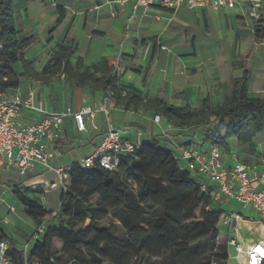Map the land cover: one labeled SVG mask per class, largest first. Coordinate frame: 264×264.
<instances>
[{"label": "trees", "instance_id": "1", "mask_svg": "<svg viewBox=\"0 0 264 264\" xmlns=\"http://www.w3.org/2000/svg\"><path fill=\"white\" fill-rule=\"evenodd\" d=\"M13 1L0 0L3 90L21 89L23 76L46 81L61 75L76 89L102 92L103 97L109 91L115 106L124 111L153 113L172 131L192 130L193 137L200 138V148L217 147L223 155L234 150L244 164L264 162V153L254 143L257 137H264V96L250 91L243 63H238L240 76L220 85L217 104L203 100L197 108H192L187 97L185 105L175 106L143 96L125 84L105 59L85 65L69 40L57 44L50 59L36 72L33 62L25 59L34 38L18 29ZM58 11L54 28L64 19V11ZM254 34L264 38V25L255 26ZM169 137L143 142L135 153L137 159L122 156L113 172L75 166L65 191L60 193L59 207L52 212L24 193L36 195L34 190L8 185L24 216L35 229L44 224L45 230L24 253L23 246L33 235L18 245L0 229V240L8 245V264H133L137 258L141 264H226L227 237L218 233L224 211L212 204L210 190L201 192L199 180L175 159L176 147L167 149L172 145ZM192 139L175 144L181 148ZM239 148L255 163L243 160ZM151 167L162 169L160 177L146 175ZM49 217L56 219L55 225L47 226ZM119 231L123 232L120 238L116 236ZM54 241L61 243V248L55 247Z\"/></svg>", "mask_w": 264, "mask_h": 264}, {"label": "crops", "instance_id": "2", "mask_svg": "<svg viewBox=\"0 0 264 264\" xmlns=\"http://www.w3.org/2000/svg\"><path fill=\"white\" fill-rule=\"evenodd\" d=\"M12 8L18 29L24 35L34 38L33 43L25 52L33 50L39 52L35 50L37 45L44 47L43 50H45L48 48L46 43L61 44L69 40L76 48V56L82 59L85 65L98 63L102 59H105L109 66L118 62L121 80L141 91L143 96L150 99L159 98L167 102L177 94L178 97L183 98L184 105L185 97L190 102L192 101L191 84L187 81L180 83L172 77L169 83L168 81L156 83L153 77L160 69V67L158 68L159 63L170 60L173 64L176 62L178 67L174 68L173 65V69L179 70V74H181V68L185 70L190 68L185 64L191 62L194 55L209 53L208 27L213 26L216 30L223 24L229 31H233V36H235L237 34L236 19H246V17L253 19L250 17V9L245 0H240L233 10H188L182 6L176 11L150 7L133 12L131 4L119 8L104 0H14ZM59 8L64 11V19L54 28ZM262 10H264V1L259 11ZM113 13L114 16H112ZM232 22L235 24L232 25ZM221 32L220 35L226 36ZM25 59L28 60L26 57ZM247 71L250 91L254 94L264 93V73ZM240 74L241 70L238 68L232 78L238 77ZM226 82L228 81L221 84ZM28 91L31 90L22 92L26 94ZM88 91L91 94L83 93L82 105L77 107L74 104L59 109L51 108L46 99L41 96L37 97L33 92L36 101L41 103L44 111L60 112L66 107L79 110L92 105V101L96 104L103 98L102 92ZM81 95L80 89H76L74 92L75 101L81 99ZM141 112L143 111L131 112L115 106L110 107V119L121 138L135 143L170 135L171 128L160 125L161 121H164L162 119L159 120V123H155L154 119L149 120L146 116H142L141 118L147 120L148 123L141 124L136 119L141 116ZM24 115L26 118L38 119L41 117L40 114L34 112H27ZM164 123L166 122L164 121ZM62 130V137L49 144V150L54 156L53 165L57 167L71 164L90 154L103 138L105 124L103 116L97 114L93 120L86 122L84 133H78L75 130L74 123L70 118L64 122ZM169 139L172 145H168L167 149L176 147L175 155H178L180 146H177L171 137ZM189 139L191 138H181L180 141L186 142ZM258 170L264 171V165H259ZM46 176L50 178L52 175L39 171L19 179L14 172H11L0 174V181L9 182L7 187L10 184H19L22 187H31L36 191H42V183H48V180H45ZM259 186H264V183H260ZM246 224H240L239 227V233L245 246L264 240V237L253 239L241 231V226ZM262 230L264 231V228ZM5 234L17 241L13 236H9L6 232ZM231 262L238 264L234 259H229L226 264Z\"/></svg>", "mask_w": 264, "mask_h": 264}, {"label": "built area", "instance_id": "3", "mask_svg": "<svg viewBox=\"0 0 264 264\" xmlns=\"http://www.w3.org/2000/svg\"><path fill=\"white\" fill-rule=\"evenodd\" d=\"M104 1L119 8L131 4L135 12L150 7L176 11L182 6L188 10H233L240 0ZM245 1L250 9V17L256 18L264 0ZM111 67L115 74H120L118 62L113 63ZM111 106H115L114 99L107 91L101 101L79 110L66 107L60 112H46L41 103L36 101L33 91L24 94L20 89L3 90L0 86V174L14 172L21 179L39 171L49 173L53 176V181L60 185L62 193L67 187L69 172L75 166L82 170L101 168L113 172L117 170L122 156L133 155L136 160L135 153L143 142L132 143L120 137L109 116ZM27 112L38 113L41 117L26 118L24 113ZM97 114L103 116L105 133L96 148L71 164L60 167L53 165L54 156L49 150V144L62 137L64 122L72 119L75 130L84 133L86 122L93 120ZM159 120L158 116L154 118L155 123H159ZM200 145V139H192V143L180 148L175 159L199 180L201 192L210 190L214 206L224 198L240 207L238 212H224L218 222V233L226 234L227 237L225 244L228 260L234 259L238 264H264V240L245 246L239 233L240 224L243 223L257 224L264 228V186H259L264 183V171L258 170L259 165L241 162L234 150L223 155L217 147L204 149L200 148ZM261 165H264V162ZM42 184V191L31 187L30 189L37 192V202L46 209L45 194L56 184ZM43 231L44 224L34 230L29 242L23 246L24 253L28 252L31 242ZM7 249V243L0 240V264H8Z\"/></svg>", "mask_w": 264, "mask_h": 264}, {"label": "rangeland", "instance_id": "4", "mask_svg": "<svg viewBox=\"0 0 264 264\" xmlns=\"http://www.w3.org/2000/svg\"><path fill=\"white\" fill-rule=\"evenodd\" d=\"M236 20V24L232 22V25H236L235 28L237 34L235 36H233V31H229V29L224 27L223 24L221 27L218 26L216 30L213 26L208 27L209 36L207 37V40L210 46L209 53L196 56L194 55V59L192 58L190 60L191 62L185 64L186 66H190L188 69H191V72H189L190 70L188 69L185 70L181 68L180 70L182 73L179 74V70L177 71L176 69H173V65L174 68L177 66L176 62L173 64L170 60L168 62L159 63L158 68L160 67V69L156 71V75L153 77V80L156 81V83H163L164 81H168L169 83L172 77L180 83L187 81L191 84V91L193 92L190 104L192 108H197L199 103L203 100H206L213 105L218 103L221 98L219 85L224 81H230L232 76L235 75V71L239 68L238 63H243L245 69L247 70L263 74L264 38H261L260 35L254 34V27H262L264 25V10L258 11L256 18L250 19L246 17V19ZM220 32L226 36L220 35ZM46 44L48 45V48L45 50H43L44 47L37 45L35 50H38L39 52L34 50L32 52H25V57L29 61L33 62V68L36 72H39L43 65L50 59L51 53L57 45L55 42ZM20 88L24 92L28 89L34 91L37 97L40 98L41 96V98L46 99L48 105L53 109L54 107L59 109L65 106H73L74 104L78 107L79 105H82V98H84L83 93L86 92L91 94L88 89H80L82 93L81 99L75 101L74 92L76 88L61 75L54 77L50 81L41 79L34 80L30 77L23 76L20 78ZM255 95L264 96V93ZM173 97L169 101L165 102L173 105H184V100L181 96L178 97L176 94ZM92 102L95 104L94 101ZM140 115L141 116L136 117V119L140 121L141 124L148 123L147 120H143L141 118L142 116H146L149 120H153L155 116L153 113L144 111L141 112ZM160 125L166 128H171V126L164 123V121H161ZM169 133L172 135V139L178 144L183 143V141H180L181 138L192 139L193 137L192 130H170ZM193 139L199 140L200 138L198 136H194ZM254 143L257 145V148L264 153V137H257ZM238 150L243 160H251V163H255V159L249 156L242 148H239ZM161 171L162 169L160 168L151 167L146 172V175L148 177L158 178L161 175ZM45 180H48V184L52 182L56 184V186L45 195V199L47 201L46 210L52 212L59 207L60 185L57 184L56 181H53V176L50 178L46 176ZM8 183L9 182L6 181H0V229L4 230L9 236H13V238L17 240L18 245H20L27 237H31L34 234L35 228L34 225L24 216L20 202L11 192L10 188L7 187ZM24 193L32 201H37V197L32 191ZM217 207L224 212H228L230 210L240 211V207L238 205H235L233 202L224 198L217 203ZM246 214L247 212H245V215ZM46 223L47 226H53L56 224V219L49 217ZM44 231L38 238H41L44 235ZM241 231L245 232L253 239L264 237V231L259 225H242ZM122 235V231H119L116 234L119 238L122 237ZM54 245L57 248H61V243L58 241H54ZM133 264H141V262L137 258L134 260ZM230 264H234V262H231Z\"/></svg>", "mask_w": 264, "mask_h": 264}]
</instances>
